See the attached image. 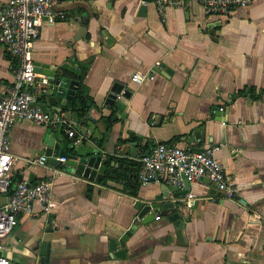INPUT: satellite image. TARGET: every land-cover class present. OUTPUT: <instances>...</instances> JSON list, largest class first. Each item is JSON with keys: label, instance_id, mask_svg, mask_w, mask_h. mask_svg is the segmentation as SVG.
Wrapping results in <instances>:
<instances>
[{"label": "crops", "instance_id": "0c3cea01", "mask_svg": "<svg viewBox=\"0 0 264 264\" xmlns=\"http://www.w3.org/2000/svg\"><path fill=\"white\" fill-rule=\"evenodd\" d=\"M52 3L66 18L41 28L36 69L49 76L68 67L86 108L79 115L72 100L61 111L42 94L39 101L75 122L76 146L98 149L106 177L67 170L55 177L49 212L34 203L32 213L16 215L4 240L9 264H264V0L226 15L206 14L197 2L168 6L163 19L152 3L141 13L139 0ZM14 63L0 43V92L13 82ZM135 72L154 77L136 83ZM62 139L71 150L65 127L17 119L9 142L22 159L7 175L9 190L51 176L55 166L25 159L44 153L46 140L63 147ZM158 142L221 144L215 155L238 201L203 179L184 189L168 185L180 193L178 220L159 210L139 217L136 201L161 193L160 184L137 179L140 158Z\"/></svg>", "mask_w": 264, "mask_h": 264}, {"label": "built area", "instance_id": "2783aa9c", "mask_svg": "<svg viewBox=\"0 0 264 264\" xmlns=\"http://www.w3.org/2000/svg\"><path fill=\"white\" fill-rule=\"evenodd\" d=\"M142 5L152 3L163 19L168 6H187L191 2L202 5L206 14L226 15L237 7H243L252 0H139ZM66 18L65 12L54 7L52 0H6L0 7V43L15 60L12 66L13 82L5 85L0 92V194L6 201L0 205V264H9L4 240L12 231L18 213H32L33 204L38 203L44 212L53 206V179L65 173L56 167L53 174L37 182L25 180L17 182L9 190L8 173L22 157L10 149L9 134L14 122L27 118L37 124L50 128L65 127L70 137V146L80 142L74 129V121L56 111L43 108L39 94L50 85L49 76L36 69L33 57L34 42L45 24H53ZM132 79L141 83L152 79L153 75L135 72ZM223 108L220 107V110ZM221 144L207 145L201 149L180 147L175 144L158 142L141 158L137 172L140 185L149 183L167 184L184 189L186 184H195L203 179L209 180L219 191L221 197L238 201L236 185L226 176L223 164L216 158ZM62 161L64 157L60 158ZM29 163L45 165L44 153L25 159ZM195 197L193 192L187 198ZM211 197V196H209ZM259 218H262L257 214ZM157 218L159 215L156 216Z\"/></svg>", "mask_w": 264, "mask_h": 264}, {"label": "water", "instance_id": "95a60500", "mask_svg": "<svg viewBox=\"0 0 264 264\" xmlns=\"http://www.w3.org/2000/svg\"><path fill=\"white\" fill-rule=\"evenodd\" d=\"M140 12L144 14L146 5H141ZM70 70L66 66H62L60 72L50 71V85L47 90L42 93L46 98L47 107L54 106L59 111L64 107L68 100H72L78 85V81L66 75ZM118 93V89L114 87L113 93L109 94V97L114 98ZM61 143L54 144L46 140V146L44 148V154L47 156V162L55 167H60L68 172H71L78 176L94 179L96 181H104L106 177V159L98 154V149L93 148L91 151H87L84 148H79L76 145L71 147V150L65 149L68 145L66 139H62ZM135 148L131 147L130 154L136 156L134 153ZM145 154V153H144ZM143 154V155H144ZM64 157L62 161L60 158ZM111 165L113 162L110 163ZM161 193L154 196L151 201L144 203L142 201H136L135 205L140 209L139 217L144 216L148 212L152 214V210H159L160 214L168 216L170 220H178L182 216V212L179 209L178 201L174 199L179 192H173L169 189L167 184H160ZM181 192V191H180ZM144 221V219H142ZM136 223V221H134ZM136 225V224H135ZM134 227V225L132 226ZM120 245L123 247V241L120 240Z\"/></svg>", "mask_w": 264, "mask_h": 264}, {"label": "trees", "instance_id": "16d2710c", "mask_svg": "<svg viewBox=\"0 0 264 264\" xmlns=\"http://www.w3.org/2000/svg\"><path fill=\"white\" fill-rule=\"evenodd\" d=\"M82 97L83 96L80 93H78V95H75L72 99L73 107L78 108L77 110H78L79 115H82L85 112V108H86L85 101Z\"/></svg>", "mask_w": 264, "mask_h": 264}]
</instances>
